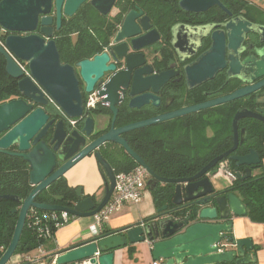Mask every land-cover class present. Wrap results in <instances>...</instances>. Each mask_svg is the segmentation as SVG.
Returning <instances> with one entry per match:
<instances>
[{
    "label": "water",
    "instance_id": "1",
    "mask_svg": "<svg viewBox=\"0 0 264 264\" xmlns=\"http://www.w3.org/2000/svg\"><path fill=\"white\" fill-rule=\"evenodd\" d=\"M117 0H0V27L8 34L5 47L0 44V53L6 59V72L18 80L20 98L0 104V152H7L15 146L18 153L28 165L27 185L31 188L26 196L5 193L0 200H11L19 204L12 211L18 213L11 242L0 258V264H9L19 245L31 208L45 211H68L75 217L95 216L109 201L115 185V171L103 157L101 148L108 143L122 145L132 158L147 168L152 179L163 183L175 184L173 204L177 207L165 212L168 205L157 208L156 213L135 224L114 231L100 230L82 238L65 250L55 253V264H114L115 250L128 244L146 243L153 260L162 264H223L235 262L245 264L255 262L252 254L253 240L250 237L235 238L233 234L234 216H246L247 206L231 186L216 190L211 181L212 169L225 158L236 161L237 166L258 167L262 157L255 150L243 156L231 155L238 145L237 127L246 116L264 120V109L259 113L240 109L234 117V145L225 153L211 159L199 172L190 177L167 178L156 175L148 164L129 145L122 134L139 129L146 124L177 117L189 112L211 107L220 103L244 97L256 91L264 90V47L257 49L256 61L244 67L241 79L254 82L234 93L186 109H181L146 121L134 122L115 127L113 118L110 130L95 138L94 120L86 116L83 92L79 87L74 67L61 60V54L55 39V33L63 27L65 17H73L80 8L90 3L100 14L108 15ZM219 0H181V7L188 11H200ZM222 5V4H221ZM139 8L128 10L114 34L115 42L125 41L113 46L111 54L117 58L130 59L129 46L135 47V41L148 36L149 19ZM229 37L227 48H231V26L228 25ZM142 31H147L139 36ZM253 30H247L248 33ZM264 41L263 33L256 31ZM242 34V31L240 32ZM125 46V48L123 47ZM9 51H7V50ZM108 54H97L93 60L77 63L85 81V93L94 92V85L106 69ZM27 63L29 74L18 65L17 61ZM247 60V59H246ZM246 60L243 64L246 63ZM138 64H134L136 67ZM232 70V65H230ZM117 74L98 92L103 102H109V108L115 113L119 104L122 86L129 88V107L141 106L142 99L149 94V89L138 88L135 78L117 77ZM239 77V76H237ZM264 96V93H262ZM57 104L66 119H52L46 123L47 116L41 107L33 109V103L46 105ZM263 102V101H262ZM84 118V119H83ZM79 119V128L71 120ZM67 120V121H66ZM46 123V124H45ZM246 130L243 129V137ZM242 137V138H243ZM87 157H94L105 169L104 194L100 201L91 196L83 197L82 187L78 188V200L73 206H64L41 202L37 198L54 182ZM241 176L245 180L253 176V168L246 169ZM152 181V180H150ZM186 203V204H185ZM197 206L195 217L189 212L177 215L189 206ZM183 208V209H182Z\"/></svg>",
    "mask_w": 264,
    "mask_h": 264
},
{
    "label": "flooded vegetation",
    "instance_id": "2",
    "mask_svg": "<svg viewBox=\"0 0 264 264\" xmlns=\"http://www.w3.org/2000/svg\"><path fill=\"white\" fill-rule=\"evenodd\" d=\"M219 1L222 5L216 3L200 11L183 9L181 0H158L155 3V8L137 6L132 8H139L143 11V15L149 19L150 27L147 31L153 32L135 41L136 48L129 46L127 50V53L131 54L129 60L117 58L111 54L110 50L113 46L125 42H115L114 36L108 43L105 39L99 38V46L102 47V50L78 61L61 58L63 63L74 67L85 104L88 94L85 93V81L77 63L86 59L93 60L97 54L103 52H106L109 56L106 65H113L114 68L103 71V74L94 85V91L98 93L99 90L105 89V85L116 74V78L120 76L126 80L130 77L135 78L138 88L152 86L153 90L145 91L149 92V94L142 99L139 108L129 107V88L126 86H122L119 89L120 100L116 106V113L109 108V102H103L99 98L95 106L87 110L85 115V117L91 116L94 120L93 134L95 138L110 130L114 117L115 127L146 121L228 96L243 87L261 80L260 78L254 82L247 83L241 79L240 75L244 67L256 61L257 49L264 47V41L262 42L260 34L256 33V31L264 32V5L257 0ZM116 3L110 14H101L109 20V23H111L113 17L118 15ZM228 25L232 29L230 52L227 48ZM103 29L106 30V27ZM247 30L253 31L247 34L243 33V31L246 32ZM99 31L100 28L98 27L96 36H100ZM147 31H142L139 36L144 35ZM241 31L242 34H240ZM262 36L264 38V33ZM123 47L125 48L124 45ZM245 60L246 63L243 64ZM134 64L138 65L133 67ZM230 65H232V70ZM262 93H264V90L181 116L159 120L124 133L122 136L127 140L130 147L143 158L153 173L161 176L159 172L152 168L150 159L157 151L164 150L166 152L194 154L196 150H200L201 143L206 139L214 138L218 141L219 137H217L216 129L218 125L229 127L230 145L215 157L230 150L234 145L235 131L233 120L235 114L240 109H247L249 112L261 114L260 110L264 109V96H262ZM39 107L43 109L47 116L46 123L52 119L57 121L66 119L60 107L52 101L46 105L33 103V109ZM220 115L221 117L217 118ZM83 119H73L71 123L76 124L75 126L79 128ZM259 126L264 127V120L258 117L246 116L239 121L237 127L238 145L230 153V156H243L248 154L251 149H254L247 147L251 134L249 128H252L255 139H258L257 130ZM243 129L246 130L244 137ZM101 151L103 157L115 171V174L119 171H125L132 162L138 164L120 144L108 143L101 148ZM14 153H18V150L15 146H12L7 152H0V156L22 160L21 157L14 155ZM97 164L105 179L106 172L104 167L99 162ZM223 164L224 166H222ZM262 164H264L263 158L262 163L256 168L253 165L237 166L236 161L228 157L220 161L211 172H217L223 168L233 175V180H236L240 179L239 176L237 177V173L244 176L247 173L246 169L252 167L254 175ZM24 165H26L25 162ZM163 184L158 179H152L150 174L147 180V189L149 185L161 190L160 188ZM74 188L76 202L78 200L79 186ZM5 193L2 192L0 186V195ZM11 194L21 195L19 191ZM82 195L83 197L91 196L97 201L95 194L85 195L83 194V189ZM37 199L40 201L39 196ZM45 202L50 203V200H45ZM165 205H168L165 212L177 207L170 203ZM0 206L6 207L3 209L4 211L7 209L6 215L0 216V231L4 232V219H12L14 216L18 217V213H14L12 210L18 208L19 204L11 200H0ZM192 207L193 205L185 210L189 211ZM0 251H2L3 255L4 250Z\"/></svg>",
    "mask_w": 264,
    "mask_h": 264
},
{
    "label": "trees",
    "instance_id": "3",
    "mask_svg": "<svg viewBox=\"0 0 264 264\" xmlns=\"http://www.w3.org/2000/svg\"><path fill=\"white\" fill-rule=\"evenodd\" d=\"M158 0H117L116 8L118 15L109 20L102 16L90 3L84 4L78 13L73 17H65L63 27L55 33V39L61 58L64 60L78 61L90 54H94L102 50L99 46L100 39L110 42L111 38L117 31L123 15L134 7L155 8ZM100 36H96V31ZM106 27V30L103 28ZM102 33V35H101ZM18 89V80L11 77L6 72V59L0 53V104L7 101L20 98ZM218 116L217 118H220ZM217 137L205 140L201 143L200 150H196L194 154H184L181 152H166L164 150L157 151L156 156H152V168L159 172L162 177L167 178H183L190 177L196 174L201 167L210 161L213 157L219 154L222 150L230 145L229 142V127L218 125ZM247 147L254 148L264 159V127L259 126L257 130L258 139H255L252 128ZM254 137V139H252ZM140 140V138H139ZM199 149V148H197ZM24 160L12 159L6 156H0V186L2 192L19 193L26 196L31 188L27 185L28 166L24 165ZM137 164L132 162L125 170H130ZM232 189L242 199L247 206V215L253 222L264 223V164L260 166L257 173L248 179L241 181L240 179L233 180L230 185ZM153 195L156 207L164 206L165 204H173L175 196V184L164 183L161 190H157L148 185ZM75 188L68 185L65 177L58 179L46 191L39 195L40 201L50 200V203L71 206L75 202ZM43 198V199H42ZM6 207L0 206V216L6 215ZM197 206L189 210H182L176 213L178 216L189 212L190 216L195 217ZM18 217L12 219H4L5 231H0V250L6 249L11 242L15 224ZM144 219H149L144 218ZM111 231V230H110ZM114 231V230H112ZM54 239V237H53ZM51 239V240H53ZM51 240H41L32 228L25 224L16 254L29 252L37 248L41 243H44L46 248L54 249ZM257 248V247H256ZM2 251H0V256ZM53 255V254H52ZM51 259L49 260V262ZM235 262H226L223 264H233Z\"/></svg>",
    "mask_w": 264,
    "mask_h": 264
},
{
    "label": "crops",
    "instance_id": "4",
    "mask_svg": "<svg viewBox=\"0 0 264 264\" xmlns=\"http://www.w3.org/2000/svg\"><path fill=\"white\" fill-rule=\"evenodd\" d=\"M116 10V9H115ZM114 10V11H115ZM65 179L71 187L81 186L83 194H95L101 198L104 194L105 179L94 157H87L66 174ZM222 178V179H221ZM211 181L216 190H222L232 184V175L223 168L211 175ZM157 207L150 189L145 192L139 204H125L120 211L113 214L100 230L112 231L135 224L144 218L153 216ZM95 216L75 217L67 225L61 227L51 240L54 249L46 248L49 254L65 250L93 233L91 226ZM233 234L235 238L250 237L253 240V250L256 261L245 264H264V223L253 222L248 216H234ZM257 247V248H256ZM153 258L146 243L128 244L115 250L114 264H152ZM11 264H50L48 259L37 262H21L18 254ZM236 264V263H233Z\"/></svg>",
    "mask_w": 264,
    "mask_h": 264
},
{
    "label": "built area",
    "instance_id": "5",
    "mask_svg": "<svg viewBox=\"0 0 264 264\" xmlns=\"http://www.w3.org/2000/svg\"><path fill=\"white\" fill-rule=\"evenodd\" d=\"M7 34L8 33L0 27V44L5 48V38ZM15 60L26 75L29 74L27 63L18 59ZM98 100L99 96L96 91L89 93L85 104L86 108L94 107ZM149 177L150 174L147 169L140 164H137L130 170L116 173L114 191L107 204L95 215V223L91 226L93 232L100 231L105 222L108 221L113 214L120 211L125 204L141 203L147 191V180ZM73 218H75V216L71 215L68 211H45L31 208L27 215L26 224L33 229L41 240L47 241L53 239L57 230L67 225ZM18 255L23 263L45 261L47 259L48 262L51 259L49 262L50 264L56 263L55 254H49L44 243H41L34 250L22 252ZM152 264H162V262L160 260H153Z\"/></svg>",
    "mask_w": 264,
    "mask_h": 264
},
{
    "label": "rangeland",
    "instance_id": "6",
    "mask_svg": "<svg viewBox=\"0 0 264 264\" xmlns=\"http://www.w3.org/2000/svg\"><path fill=\"white\" fill-rule=\"evenodd\" d=\"M260 4H263L264 5V0H257ZM25 63V62H24ZM224 165V164H223ZM222 179V178H221ZM148 189H150V188H148ZM102 197H103V195L101 196V198H96L97 199V201H100L101 199H102ZM15 256L16 255H14L13 257H12V259H11V261L9 262V264H11V262L15 259Z\"/></svg>",
    "mask_w": 264,
    "mask_h": 264
}]
</instances>
